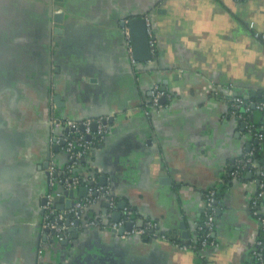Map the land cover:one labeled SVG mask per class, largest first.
<instances>
[{"label":"crops","instance_id":"crops-1","mask_svg":"<svg viewBox=\"0 0 264 264\" xmlns=\"http://www.w3.org/2000/svg\"><path fill=\"white\" fill-rule=\"evenodd\" d=\"M137 15L157 45L145 63L132 60L124 33ZM156 85L166 88L160 109ZM236 97L251 102L249 119L264 132V0H0V264H258L259 178L230 176L258 145L233 113ZM52 113L111 127L77 172L108 197L67 238L43 226L44 199L60 195L69 163L63 146L50 156L63 141ZM212 188L221 190L215 244L183 248L200 239ZM128 210L133 228L112 230ZM140 221L158 222L166 237L145 239Z\"/></svg>","mask_w":264,"mask_h":264},{"label":"built area","instance_id":"built-area-1","mask_svg":"<svg viewBox=\"0 0 264 264\" xmlns=\"http://www.w3.org/2000/svg\"><path fill=\"white\" fill-rule=\"evenodd\" d=\"M148 29L151 39L150 45L152 48V54L154 56L157 51V45L150 24ZM124 33L127 38V45L131 53V58L136 63L131 44V34L128 27L124 28ZM152 95V105L158 109L162 108V98L165 97V92L160 86L156 85ZM232 106L233 113L245 121L247 130L252 132L257 137L260 142L259 144H263L264 132L256 124L250 122L249 120L251 113L250 110L252 107L251 102L243 98L236 97ZM258 108L264 109V101L260 102ZM94 123L97 124V130L93 129ZM50 125L52 126L53 131L56 132V130H58V139H60V141L61 139L65 141V146L63 147L65 152L69 155V163L67 165L68 173L64 179L60 180V184L57 182V176L55 175L60 169L57 167L56 163H51L50 173L51 176L55 178L54 181H51V186L57 187V184H59L62 185L66 190H76L82 186L88 187L87 196L78 198L75 204L72 205L68 211H65L66 209L58 210L55 207V198L52 193H48L44 199L45 204L43 226L46 229L54 230V234L60 238H67L70 235V227L74 225L77 220L82 218L83 214L88 210V208L99 198L108 196L109 190L107 188L98 187L94 179H92L91 182L86 181L83 177L78 175L75 170L80 168V166H82L88 160L89 155H91V153L96 150L98 145L101 144L111 133V127L108 124V121L103 119L94 120L87 118L85 120L79 121L67 117H57L54 113L51 114ZM89 136H91V138H89ZM253 156L254 152L252 150L242 159H240L235 169L232 170L230 176L232 178H238L240 175H242L245 169H250L257 173L259 178L258 190L256 195L251 200V208L254 217L257 218L261 226V230H264V166H261L260 162L254 161ZM97 192L98 195H96ZM220 195V188H212L205 191V219L199 227L200 231L206 229V233L200 236L199 241H197L195 244L188 246L181 244L183 248H191L202 252L208 247L214 246L215 242L212 238V232L215 228L216 207ZM133 212L134 210H128L125 213L126 217H124L123 220L121 219L120 221L112 222L109 227H111L112 230L118 231L119 226L125 222L130 221L134 223L135 220H131L130 217ZM68 220L70 221V225L67 224ZM91 223L97 225L101 222L93 221ZM135 232L141 235L150 234L152 237H157L160 235L162 237H166V235L161 231L159 223L155 221H148L144 226L135 230ZM198 246L200 247L199 249L197 248ZM256 246L259 247V249H257ZM252 253L258 264H264V242L260 238H257Z\"/></svg>","mask_w":264,"mask_h":264},{"label":"water","instance_id":"water-1","mask_svg":"<svg viewBox=\"0 0 264 264\" xmlns=\"http://www.w3.org/2000/svg\"><path fill=\"white\" fill-rule=\"evenodd\" d=\"M56 1H63V0H56ZM52 20L55 22H61L63 20V13H55L52 15ZM125 27L129 28L130 34H131V44H132V48H133V55L135 60L145 63V62H149L152 61L153 59V54H152V48L150 45V36H149V32H148V23H147V19L145 17V15H137L134 16L133 18H131L130 20H128L125 24ZM163 91H166V88L162 89ZM166 98H163V100H165ZM58 99L55 98V101H57ZM255 107V105H254ZM83 129V128H82ZM93 129L97 130V124L94 123L93 124ZM89 138H91V136H89ZM57 142V141H55ZM259 140H256V144H259ZM61 146H65V141L60 142L57 145H54L52 149H50V156L53 155V153H57L60 150ZM250 149V148H249ZM53 152V153H52ZM65 152V151H64ZM66 153V152H65ZM52 154V155H51ZM67 154V153H66ZM68 155V154H67ZM51 162H52V158H50V161L48 162V164L46 165V169H47V175L50 178L51 177V173L49 171V168L51 166ZM260 165L263 166L264 165V159L260 162ZM79 171V168H77L75 170V172L77 173ZM56 176H58L59 174L56 173ZM102 185H106V177L102 178ZM58 190H61L60 195L57 196V194L55 195V207L58 210H65V209H69L72 205L75 204L77 198V194L80 195V197H85L88 194V187L86 186H82L79 187L78 189L74 190H66L62 185H58ZM96 195H98V192L96 193ZM70 198L71 202H66L65 203V199L66 198ZM108 197V196H107ZM106 206H110V202H106L105 204ZM125 204L123 203L121 205L120 208H123ZM120 214L115 215L114 220L118 221L120 220ZM80 220H77L75 222V226L80 224ZM143 221H140L139 226L142 227L144 226ZM67 224L70 225V221H67ZM134 226V224L131 222L129 223L127 226L122 227L120 229V234H123L125 232L126 229H132ZM70 230L74 233V236H76V230H74L73 227H70ZM47 232H54V230H50V229H46ZM116 231V230H114ZM118 232V231H116ZM67 243V242H65Z\"/></svg>","mask_w":264,"mask_h":264},{"label":"trees","instance_id":"trees-1","mask_svg":"<svg viewBox=\"0 0 264 264\" xmlns=\"http://www.w3.org/2000/svg\"><path fill=\"white\" fill-rule=\"evenodd\" d=\"M250 122H253V121L250 120ZM253 123L256 124V122H253ZM253 152H254L253 160L261 162L264 159V143L256 145L253 149ZM245 170H247V169H245ZM263 202H264V200H263ZM130 217H131V220L136 221V219L138 218L137 212L134 211ZM204 233H206V229H203L200 231V236L204 235ZM263 234H264V230H261L258 238H260L264 242ZM151 238H152V236H150V234H145V239H151ZM197 248L199 249L200 247L198 246ZM256 248L259 249V247H257V246H256Z\"/></svg>","mask_w":264,"mask_h":264}]
</instances>
